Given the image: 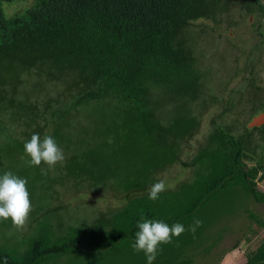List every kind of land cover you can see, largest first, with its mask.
I'll return each mask as SVG.
<instances>
[{
	"label": "trees",
	"instance_id": "obj_1",
	"mask_svg": "<svg viewBox=\"0 0 264 264\" xmlns=\"http://www.w3.org/2000/svg\"><path fill=\"white\" fill-rule=\"evenodd\" d=\"M14 1L0 0V157L8 155L1 173L27 171L29 215L40 230L19 257L0 247V264H43L76 250L106 251L97 264H118V257L119 264H144L130 245L141 215L186 229L159 246L153 264H195L186 252L210 239L215 222L231 214L232 187L264 203L257 187L264 180V145L263 159L246 162L255 151L251 132L264 131V124L247 125L258 109L250 108L245 135L211 118L203 142L188 161L180 159L182 142L199 129L198 112L216 99L202 82L192 21L219 23L236 4L258 13L263 0H33L25 10L5 14L3 4ZM33 133L52 136L63 149L67 160L54 167L64 176H51L54 169L43 162L28 166L23 145ZM177 162L191 169L190 180L150 200L155 172ZM80 189L122 203L108 205L90 222L71 224L51 241L63 224L59 211L66 196ZM245 212L264 227L263 218ZM197 219L203 224L193 234L187 229ZM244 252L243 264H264V236Z\"/></svg>",
	"mask_w": 264,
	"mask_h": 264
},
{
	"label": "rangeland",
	"instance_id": "obj_2",
	"mask_svg": "<svg viewBox=\"0 0 264 264\" xmlns=\"http://www.w3.org/2000/svg\"><path fill=\"white\" fill-rule=\"evenodd\" d=\"M32 4L33 0H19L3 4L2 8L5 14L11 15L25 10ZM258 30L262 31L261 36L257 32ZM189 35L191 41L195 44L194 53L197 55L198 69L203 72L202 82L206 94L209 90L216 99L209 103L206 110L198 112L199 129L191 139L183 144V153L180 159L184 162L189 160L200 143L203 142L204 137L211 128V118L215 117L217 119L216 124L221 127L223 124H232V126H235L233 133L239 136L246 134L243 125L245 120L248 121L250 118V108L258 109L255 115L264 112L262 111L264 109V11L248 13L239 9L236 4L233 5L228 14L222 16V21L219 23L206 19L192 21ZM250 80H252L251 84ZM169 108L168 106L167 109ZM198 110L199 108H197ZM251 137L252 145H255V151L248 155L252 159L247 158V164L256 163V161L263 159L261 155L263 149L261 147L264 145V131H262V128L253 130ZM1 156L0 175H3L1 171L8 162V155ZM66 160L65 157L62 163H57L55 166L64 164ZM53 169L49 173L51 176H64L66 174L64 169L56 167ZM56 169L63 172L59 174L58 171H55ZM11 170H14V168ZM188 171L189 168L182 166L181 162H177L169 167L168 175L174 177L180 173L181 178H185ZM11 172L13 173V171ZM24 173L17 170L13 174L24 178ZM158 178H168L167 172H160ZM69 185H71L70 182L64 186ZM57 187L60 190L65 189L60 185ZM257 187L264 193V180L260 181L258 179ZM66 197L67 201L64 202L65 204L62 205L59 211L63 224L58 226L59 228L55 227L54 233L49 235L51 241H55L67 233L71 224L78 225L81 222H90L100 212L106 213L107 207H116L122 203L118 198L112 197V199L108 195L104 197L100 192L88 190L71 193ZM227 200H229L231 214L228 218L218 220V225L212 236L218 238L229 228L222 242L224 250L235 243L238 244L242 253H245L246 250H253L264 236V227L261 228L256 223L250 222L245 210H249V212L264 219V203L256 202L251 195L243 192L238 186L231 188ZM39 230V226L36 225L31 215H29L26 224L19 229L13 225L11 219H0V247L13 256L19 257L27 251L31 239L37 235ZM105 252L96 255L87 250L68 251L55 255L43 264H97V259H101ZM242 256L240 253L241 258H243ZM217 258L213 257V261ZM136 260L130 264H142V262ZM103 261L105 264H110L106 263L105 259ZM116 262L118 264L122 263V259L118 257ZM144 264H147V262Z\"/></svg>",
	"mask_w": 264,
	"mask_h": 264
},
{
	"label": "clouds",
	"instance_id": "obj_3",
	"mask_svg": "<svg viewBox=\"0 0 264 264\" xmlns=\"http://www.w3.org/2000/svg\"><path fill=\"white\" fill-rule=\"evenodd\" d=\"M23 148L25 155L30 158L26 161L28 166H39L43 162L48 166V169H52L57 163H62L65 160L63 149L50 135H45L41 139L38 133H33L31 138L24 142ZM23 158L21 157V159ZM41 172L47 174L45 169H41ZM26 185V179L20 178L11 171L0 175V219H11L13 225L18 229L26 224L32 211ZM165 190V181L158 180L148 189V198L156 201L159 199V194ZM202 224L201 220H194L187 230L195 234L196 229ZM137 228L139 230L134 234V242L131 247L136 252H144L147 264H153L161 244L173 243L172 238L179 237L186 230L181 223H175L170 227L161 220L145 219L143 215L137 223Z\"/></svg>",
	"mask_w": 264,
	"mask_h": 264
},
{
	"label": "crops",
	"instance_id": "obj_4",
	"mask_svg": "<svg viewBox=\"0 0 264 264\" xmlns=\"http://www.w3.org/2000/svg\"><path fill=\"white\" fill-rule=\"evenodd\" d=\"M185 142L186 141H183L182 143L185 144ZM182 153H183V145H182ZM169 167L170 166L166 167L161 171H157L154 174L158 180H161L160 178H158V174L162 171L163 172L165 171V173L167 172L168 178H163V180L166 183V189H173L180 182L190 180L192 175L190 168L186 177L181 178L180 173L176 174L174 177H169L168 175ZM173 180L174 182L173 184H171ZM215 224L217 226L218 222H215ZM216 226L213 227V233L216 229ZM227 231H224V233L221 234L220 236L221 238L219 237L216 239V236H212L210 239L205 240L204 242L199 240V243H194L192 246H190V248L186 252V255L192 258L195 264H243L245 262V255L244 253H242V250H240L239 246L235 247L234 244H231L230 247H228L226 250H224V248L222 247V242L226 237ZM240 253L243 255L242 256L243 258L240 257ZM183 255L185 256V252ZM136 256L139 259L142 258V260L143 259L147 260L143 251L137 252ZM213 257H218V258L215 259V261H213Z\"/></svg>",
	"mask_w": 264,
	"mask_h": 264
},
{
	"label": "water",
	"instance_id": "obj_5",
	"mask_svg": "<svg viewBox=\"0 0 264 264\" xmlns=\"http://www.w3.org/2000/svg\"><path fill=\"white\" fill-rule=\"evenodd\" d=\"M264 122V112L259 113L252 117V119L248 122V127L260 126Z\"/></svg>",
	"mask_w": 264,
	"mask_h": 264
}]
</instances>
